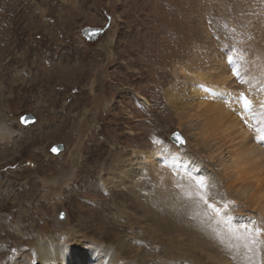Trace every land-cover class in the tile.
I'll return each mask as SVG.
<instances>
[{
  "label": "rangeland",
  "instance_id": "374dc122",
  "mask_svg": "<svg viewBox=\"0 0 264 264\" xmlns=\"http://www.w3.org/2000/svg\"><path fill=\"white\" fill-rule=\"evenodd\" d=\"M263 12L264 0H0V129L5 137L0 141V264L27 253L37 235L54 234L65 242L54 218L64 220L68 213L70 228L86 219L84 228L91 238L100 237L103 225L113 234L105 243L116 245L117 236H132L140 251L153 249L152 254L163 256L161 243L139 235L143 229L131 222V212L141 214L140 197H168L160 196L166 173L156 180L146 165L154 158L149 157L152 151L162 150L170 159L175 153L196 156L168 93H189L187 87L195 80L182 72L185 66L196 60L208 63L225 46L233 54L239 50L231 47L239 45L241 53L253 54L264 68V47L254 29L259 16L264 24ZM88 27L103 32L88 39L83 32ZM195 54L199 58L192 61ZM97 74L101 79L95 83ZM234 78L241 81L238 75ZM93 82L98 91L91 89ZM99 98L109 100L106 109ZM93 111L95 119L89 121ZM24 114H32L34 121L24 124ZM176 131L185 140L181 147L171 141ZM60 143L65 149L53 154L52 146ZM73 154H78L75 177L60 197L44 181L64 178ZM178 157L181 162L183 156ZM121 165L123 171L135 170V178L123 182L128 171L122 173ZM165 168L175 175L174 169ZM157 181L160 189L154 187ZM200 190L209 195L207 187L200 185ZM220 194L223 197L216 200L228 197V202H236L234 196ZM180 195L188 214L187 195ZM55 203L59 213L52 208ZM125 221L137 227L122 224ZM21 232L27 235L23 241ZM257 256L250 254L240 262L257 264Z\"/></svg>",
  "mask_w": 264,
  "mask_h": 264
},
{
  "label": "bare ground",
  "instance_id": "6f19581e",
  "mask_svg": "<svg viewBox=\"0 0 264 264\" xmlns=\"http://www.w3.org/2000/svg\"><path fill=\"white\" fill-rule=\"evenodd\" d=\"M259 18L262 17L259 16L254 20V29L258 37L256 39L260 41V46L264 47V24ZM231 48H236L239 52L232 54L229 52L230 47L225 46V49L215 54L214 60L208 63L197 61L196 57L199 56L195 54L192 61L195 59L197 64L194 61L193 64L191 63L192 66L187 65L182 70L191 75L187 76L189 79L195 80L187 87L190 92L184 90L182 94L179 91L168 93V102L178 119L179 126L183 127V133L190 141V145L195 146L193 152L196 156L186 152L182 154L183 158L180 162L176 161V157L180 156H176V153L171 154L170 159L162 150L152 151L154 153L149 157L154 158L146 161V165L154 172L156 180L158 174L166 173L165 184L161 182L164 190L159 194L168 197L164 201L155 199L141 201V197L140 199L138 197L141 214L135 215L131 212L133 216L131 222L143 229L139 235L146 234L150 242L155 240L161 243L163 256L152 254L153 249L152 252L149 251L150 253L147 249L140 251L141 246L132 236H128L127 239L124 237L126 235L123 238L117 236L120 243L113 242L116 245L105 243L103 240L109 241L106 237L112 241L113 234L103 230L105 229L102 228L103 225L98 228L100 237L91 238L87 234L90 233L89 230L84 228L86 219L79 221L77 228L75 226L70 228L71 216L68 213L64 220L54 218L60 233H65V242L61 241V237L59 241L55 239L57 235L53 237L54 234L46 237L37 235L36 241L31 246L29 244V251L18 254L13 260L8 261V264H33L35 258L38 264H190V262L191 264H241L240 261L250 254L260 255L257 256L259 259L257 264H264V85L262 84L264 68L255 62L253 54L246 51L241 53L240 50L244 51V49L239 45L236 47L233 45ZM235 75H238L241 81H236ZM100 79L101 74H97L93 81L97 83ZM259 79H262V82H259ZM94 82L91 83V89L95 92L98 88L95 87ZM242 94L250 102L247 111L244 110L245 100L241 98ZM224 95L226 98H223ZM98 100L105 109L109 106V100L106 101L104 98ZM91 113L95 114L94 111ZM94 117L95 115L91 118L88 116V120L94 121ZM91 125L90 122L87 128L85 127L87 131H90ZM2 135L0 129V141L5 138ZM80 136L84 141L86 132ZM171 141L178 147L182 146L172 138ZM53 154L56 155L58 152ZM159 154L164 155L159 157L162 162L156 160ZM77 155L73 154L69 158L64 178L47 183V180L44 181V185H49L51 191L60 197L62 189L75 177ZM165 165L174 169L175 175L171 172L173 176H170L171 174L165 172L168 171ZM121 167L119 170L122 173L128 171L126 178L122 179L123 182L136 175V172L133 175L135 170H129L130 164L126 171H123L122 165ZM144 173L146 172L142 174ZM177 177L178 181L175 180ZM195 181H202L209 195L200 190L201 184ZM117 183L121 184V181ZM160 185L157 181L154 187L160 189ZM220 191H223L225 196H234L236 202H228V197L216 200L215 198L223 197ZM180 193L187 195L186 203L190 209L188 214L187 210H182L186 207L183 206L184 202L179 201L182 197ZM133 194L136 195L135 192ZM52 208L60 212L59 204L55 203ZM214 208H219L220 212L217 213ZM122 224L131 228L137 227H132L126 221ZM256 228L261 229V232L249 241L246 235H253L252 230ZM25 236L27 238V235L22 236L21 232L20 241H23ZM141 236L136 235L138 239L143 240L144 237ZM247 242L251 243V248ZM231 255V260H228Z\"/></svg>",
  "mask_w": 264,
  "mask_h": 264
},
{
  "label": "water",
  "instance_id": "95a60500",
  "mask_svg": "<svg viewBox=\"0 0 264 264\" xmlns=\"http://www.w3.org/2000/svg\"><path fill=\"white\" fill-rule=\"evenodd\" d=\"M83 32L85 34H87V38L90 39V38H93L95 37L96 35L100 34L103 32V29L102 28H91V27H88V28H84L83 29ZM22 118H25L22 120ZM21 121L24 123V124H29L31 122L34 121V116L32 114H24L21 116ZM177 136L180 138V139H177ZM171 138L173 140H176L178 142V144H184L185 140L183 138V136H181V134L179 132H175L174 134H172ZM181 140L183 141L181 143ZM55 149V151H54ZM64 149V144L60 143V144H56L54 146H52V152H61L62 150Z\"/></svg>",
  "mask_w": 264,
  "mask_h": 264
},
{
  "label": "snow or ice",
  "instance_id": "6c2138e0",
  "mask_svg": "<svg viewBox=\"0 0 264 264\" xmlns=\"http://www.w3.org/2000/svg\"><path fill=\"white\" fill-rule=\"evenodd\" d=\"M249 104H250V102H249L247 99H245L244 106L247 108V107H249ZM23 119H25V118H22V120H23ZM177 139H180V138L177 136ZM182 142H183V141L181 140V143H182ZM54 151H55V149H54ZM197 183H199V184H201V185L203 186V182H202V181H197ZM209 207H214V206H213V205H209ZM214 210H215L217 213L220 212V209H219V208H214ZM260 232H261V229H259V228H256V229H253V230H252V234H253V236L259 234Z\"/></svg>",
  "mask_w": 264,
  "mask_h": 264
}]
</instances>
